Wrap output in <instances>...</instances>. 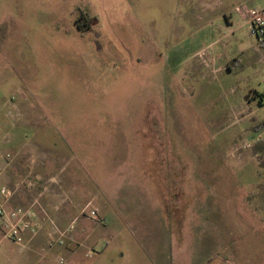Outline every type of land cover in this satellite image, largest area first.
<instances>
[{
	"label": "rangeland",
	"instance_id": "374dc122",
	"mask_svg": "<svg viewBox=\"0 0 264 264\" xmlns=\"http://www.w3.org/2000/svg\"><path fill=\"white\" fill-rule=\"evenodd\" d=\"M245 8L264 0H0L9 209H98L117 264H264V143L241 147L264 129V52Z\"/></svg>",
	"mask_w": 264,
	"mask_h": 264
},
{
	"label": "crops",
	"instance_id": "0c3cea01",
	"mask_svg": "<svg viewBox=\"0 0 264 264\" xmlns=\"http://www.w3.org/2000/svg\"><path fill=\"white\" fill-rule=\"evenodd\" d=\"M58 196L60 200L57 198V195L49 196L50 201L48 197L42 199V195H40L32 201V203H39L35 219L38 233L33 237L28 234L24 247L17 246L8 241L0 242V245L4 243L9 244L8 252H10L11 256L9 257L13 264H60L59 260L61 258H64V264H117L119 259L115 248H111L109 244L104 245V234L103 232L99 233V225L101 223L88 217H80L76 220L75 232L73 233L74 239L68 241L67 247H60L55 243L59 236L54 235L51 221L53 223L57 222L55 225L59 229L65 230L79 213L78 206H74L72 210L71 204H65L70 199L63 200L59 194ZM76 196L79 197V191ZM0 200L2 199L0 198ZM44 200L49 203V210L44 208ZM41 217L42 219H47L45 223L40 222ZM52 217H56V219ZM88 223L91 224L89 225ZM49 236L53 244L49 242ZM61 252H64V257L58 256Z\"/></svg>",
	"mask_w": 264,
	"mask_h": 264
},
{
	"label": "built area",
	"instance_id": "2783aa9c",
	"mask_svg": "<svg viewBox=\"0 0 264 264\" xmlns=\"http://www.w3.org/2000/svg\"><path fill=\"white\" fill-rule=\"evenodd\" d=\"M241 14L246 20L249 33L257 41V50L263 53L264 10L245 8L242 10ZM261 143H264V129H261V131H259L252 139L247 140L245 144L243 143L241 147H243L242 149H249ZM6 159L11 161V156L7 154ZM7 164L9 163L7 162ZM2 169L3 168L0 167V176L3 171ZM32 186L33 183L30 184V187ZM13 196L14 192H11L7 186L0 183V198L2 199L0 200V242L8 241L17 246L24 247L26 243V236L30 234L33 237L38 233V226L35 223V219L39 203L34 202L28 208L20 206L14 209H9L8 203ZM60 196L62 197L63 195L61 194ZM62 199H67V195L64 194ZM87 208L89 209V205L86 209ZM86 209L82 210V212L84 213ZM87 215H89L91 220H96L99 223L102 222V220L98 219V209L96 208H91ZM51 224L54 229V235L56 234L59 236L55 241L58 246L64 247L68 241H72L74 239L73 233L75 232L76 220H74L65 230L59 229L52 221ZM59 262L60 264H64V258H61Z\"/></svg>",
	"mask_w": 264,
	"mask_h": 264
},
{
	"label": "trees",
	"instance_id": "16d2710c",
	"mask_svg": "<svg viewBox=\"0 0 264 264\" xmlns=\"http://www.w3.org/2000/svg\"><path fill=\"white\" fill-rule=\"evenodd\" d=\"M89 25H90V20L88 19L87 21L85 22H78L77 23V28L79 31H82V32H86L89 30Z\"/></svg>",
	"mask_w": 264,
	"mask_h": 264
},
{
	"label": "flooded vegetation",
	"instance_id": "af4514ba",
	"mask_svg": "<svg viewBox=\"0 0 264 264\" xmlns=\"http://www.w3.org/2000/svg\"><path fill=\"white\" fill-rule=\"evenodd\" d=\"M79 21H76L75 23L77 24ZM78 29V28H77Z\"/></svg>",
	"mask_w": 264,
	"mask_h": 264
}]
</instances>
